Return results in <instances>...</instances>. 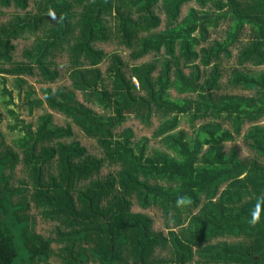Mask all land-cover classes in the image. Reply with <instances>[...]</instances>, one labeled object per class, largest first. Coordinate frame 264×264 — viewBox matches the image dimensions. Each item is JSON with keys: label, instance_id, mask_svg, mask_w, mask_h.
<instances>
[{"label": "trees", "instance_id": "obj_1", "mask_svg": "<svg viewBox=\"0 0 264 264\" xmlns=\"http://www.w3.org/2000/svg\"><path fill=\"white\" fill-rule=\"evenodd\" d=\"M0 76V264H264V0H0Z\"/></svg>", "mask_w": 264, "mask_h": 264}, {"label": "rangeland", "instance_id": "obj_2", "mask_svg": "<svg viewBox=\"0 0 264 264\" xmlns=\"http://www.w3.org/2000/svg\"><path fill=\"white\" fill-rule=\"evenodd\" d=\"M201 10L203 11L204 9L202 8L200 9V11ZM230 26H231V23L226 22V24L221 25V28L215 29L216 27H212V32H213L212 38L206 42L203 41L204 43L203 45H200V49L209 48L210 45L213 44L214 40L222 36L223 30H225V28L230 27ZM251 31H253L251 25L247 26V31H246L247 37L245 36L246 37L245 39L242 38L241 45L239 47L233 48L234 55H238L241 48L245 46L246 44H248L249 41L252 40L250 36ZM195 37L201 38V32H198L197 34H195ZM34 85H37V84L34 83ZM27 90L28 88H25V91ZM37 92H38V95L36 97L43 98V96L39 94V90H37ZM85 97L86 95L84 94V98ZM34 99H35L34 96L31 99H26L24 94L22 93V90L17 89L15 77L4 78L0 76V130L6 140L18 141L24 138L27 133L28 127L31 128L32 132L34 133L37 132L38 125H39L38 124L39 117L44 115L46 111L48 110H47V105L45 102L42 105L37 106L35 110H31L30 104L28 102H33ZM102 114H105V112L102 111ZM131 118L132 120L130 122L135 123L137 121V118L135 116H132ZM186 118L189 121L190 114L187 115ZM224 118H227V117L225 116ZM228 128L230 127L228 126ZM228 146H231V145L229 144ZM207 148L208 147H206V150ZM137 152L139 153V151ZM148 153L145 156L146 161L148 160L149 157H151L150 151ZM159 183L160 185L164 184L162 183V180H159ZM187 227L188 226H185L183 230H187ZM179 233H182V232H179Z\"/></svg>", "mask_w": 264, "mask_h": 264}, {"label": "clouds", "instance_id": "obj_3", "mask_svg": "<svg viewBox=\"0 0 264 264\" xmlns=\"http://www.w3.org/2000/svg\"><path fill=\"white\" fill-rule=\"evenodd\" d=\"M185 203L183 199L178 200V206ZM262 206H264V196L257 198L255 210L251 213V223L255 224L260 220V211Z\"/></svg>", "mask_w": 264, "mask_h": 264}]
</instances>
